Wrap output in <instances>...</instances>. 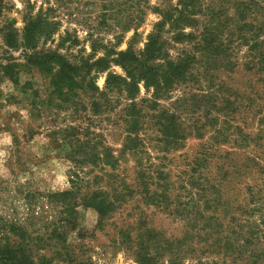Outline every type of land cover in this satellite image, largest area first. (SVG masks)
<instances>
[{"label":"rangeland","instance_id":"374dc122","mask_svg":"<svg viewBox=\"0 0 264 264\" xmlns=\"http://www.w3.org/2000/svg\"><path fill=\"white\" fill-rule=\"evenodd\" d=\"M231 1L203 4L231 16ZM176 3L0 0V251L25 249L23 264H141L139 256L149 264H264V71L256 73L246 65L254 52L237 47L231 69L224 63L209 75L195 65L194 81L175 87L154 110L141 103L150 93L140 86V145L121 154L125 101L113 96L116 105L114 98L102 101L100 112L93 114L78 85L60 101L51 95L46 72L14 67L25 64L23 48L3 42L4 28L13 25L21 32L29 11L41 14L47 26L37 52L58 53L74 64L91 54L95 43V57H101V45L114 44L116 27L130 20L140 25L134 44L139 51L160 20L146 7ZM256 20L264 23V17ZM256 20L249 17L248 22L260 24ZM189 32L194 30L186 28ZM253 33L252 28L247 36ZM132 35H125L118 50L127 48ZM171 35L164 39L175 59L190 46L170 42ZM259 36L264 40V30ZM226 37V32L220 36ZM109 72L123 75L116 66ZM11 73L18 85L10 80ZM107 73L96 79L100 91ZM19 86L26 90L21 93ZM35 93L36 100L30 97ZM199 96L233 105L216 115L206 99L198 102ZM163 110L176 115L186 134L179 146L167 148L157 131L153 116ZM197 130L201 136H195ZM108 150L119 159L116 169L104 158ZM78 152L96 157L80 167L79 194L108 193L114 210L103 217L82 206ZM138 172L144 173L145 186Z\"/></svg>","mask_w":264,"mask_h":264},{"label":"trees","instance_id":"16d2710c","mask_svg":"<svg viewBox=\"0 0 264 264\" xmlns=\"http://www.w3.org/2000/svg\"><path fill=\"white\" fill-rule=\"evenodd\" d=\"M146 9L157 14L160 20L154 24L152 30L146 36L141 50L136 51L134 49L138 36L137 30L140 25L133 24L130 20L116 27L117 32L114 38L116 41L114 44L101 45L103 51L101 57H95L98 48L94 43L91 47V54L78 57V63L74 64L68 62L64 56L58 53L36 51L37 44L46 26L44 20L41 19V14L33 16L28 11L24 15L21 32L13 25L4 28V33L2 32L3 42L8 48L18 46L23 48L25 64H15L14 67L36 68L43 73L46 72L45 75L48 77L51 95L56 96L58 100H66L68 92L78 85L81 94L88 98L90 110L92 109L93 114L100 112L103 107L102 101L111 103L113 96L125 101V105L121 110L125 125V137L122 141L121 154H125V152L133 153L140 145L138 131L141 126V118H143L142 106L137 103L140 86L146 93H150V98L142 100L141 103L146 102L150 110L157 109L160 107V101H166L168 94L175 87L194 81L195 65H201L207 74L219 70L224 63L227 64V69H231V58L234 50L241 45L246 46L248 51L255 53L246 65L252 66L256 73L261 70L264 71V53L261 50H264V40H259V34H262L264 30V23L256 20L257 16L264 17V0H233L231 1L230 10L233 12L231 16L222 11L217 13L205 7L203 0H177L175 6L161 9L147 6ZM249 17H253V21L255 19L260 24L248 22ZM228 21H231L232 24H228ZM186 28L193 29L194 32L185 33ZM252 28L254 33L249 37L247 35ZM129 32H133V35L127 43V48L118 50L125 35ZM225 32L228 39L222 40L220 36ZM165 34H172L168 40L174 44H188L190 46L189 51L172 59L167 52L169 44L167 39H164ZM234 35H237L235 40L232 39ZM238 41L239 43H237ZM236 43L239 45L235 47ZM257 57H259V61L255 62L254 59ZM111 66L118 67L123 75L109 72ZM4 70L7 71V68ZM106 72L108 73L105 78L104 90L100 91L96 85V79L99 74ZM18 73V71L15 72V74ZM13 76L14 74L11 73L10 80L18 85V80ZM262 76L264 77V74ZM19 90L23 93L26 87L19 86ZM34 95L36 96L31 95L30 97L36 100L39 95L37 93ZM205 99L215 110L216 115L233 105L230 100H215L202 96L198 97V102ZM35 100L32 102L34 105L37 104ZM114 100L112 102L116 105L118 99ZM184 100L188 102L187 99ZM197 103L193 102L192 106ZM153 118L157 120L159 129L157 131L162 135L166 147L179 146V141L184 140L186 134H183L184 130L179 127L176 115L167 114L163 110ZM120 119H122V116ZM214 120L215 123L218 122L219 117L215 116ZM195 136H201L198 130ZM80 152H78V157L81 158V160L78 158V195H81L79 193L82 189L81 183H83L79 177L80 167L83 164L93 163L96 158L92 154L85 155ZM104 158L111 163L110 167L112 169H116L119 159L112 155L111 150L107 151ZM138 176L140 185L145 186L144 173L138 172ZM85 183L87 184V182ZM69 194L70 192H67L62 196ZM152 195L156 196L154 193ZM149 199H153V197L150 196ZM80 200L82 206L93 208L101 217L114 210V204L109 201L108 193L101 190L87 191L80 196ZM16 252L19 253L18 256ZM25 252V249L5 248L0 251V264H23L28 257H26ZM138 259L141 264H149L144 256H139ZM170 264L173 263L170 262Z\"/></svg>","mask_w":264,"mask_h":264}]
</instances>
